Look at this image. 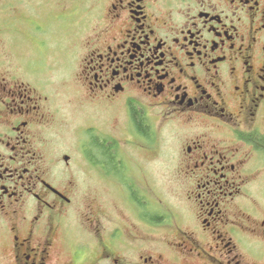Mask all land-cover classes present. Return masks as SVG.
I'll return each mask as SVG.
<instances>
[{
	"label": "flooded vegetation",
	"instance_id": "obj_1",
	"mask_svg": "<svg viewBox=\"0 0 264 264\" xmlns=\"http://www.w3.org/2000/svg\"><path fill=\"white\" fill-rule=\"evenodd\" d=\"M104 18L107 30L85 43L84 100L117 123L75 130L85 154L63 168L85 164L121 191L128 219L105 224L89 198L84 226L68 221L77 184L58 187L59 162L46 166L39 149L54 121L48 98L0 83V264H264V208L250 195L264 165V0H112ZM162 151L184 209L136 184L156 178ZM185 216L192 229L174 225L167 249L141 252Z\"/></svg>",
	"mask_w": 264,
	"mask_h": 264
},
{
	"label": "rangeland",
	"instance_id": "obj_2",
	"mask_svg": "<svg viewBox=\"0 0 264 264\" xmlns=\"http://www.w3.org/2000/svg\"><path fill=\"white\" fill-rule=\"evenodd\" d=\"M111 1L0 0V83L23 86L36 92L38 97L48 98V104H44L45 113L47 114L48 111L54 121L45 132V142H40L39 149L46 166H50L48 161L59 162L65 180L58 179V187L64 188V183L69 180L77 184V189L72 194L74 203L67 219L74 225L82 227L89 215L86 209V201L89 198L99 200L97 204L100 206L96 209L98 214L95 212L94 216L98 219V216H102L99 212L103 213L105 224L119 223L123 214L128 219V212L120 197L121 191L114 190L113 186L98 178L87 177L85 164H83L84 169L79 173H71L70 170L65 173L63 168L64 156H69L71 162L76 164L85 154L86 148L81 147L83 138L77 135L73 138L75 130L87 124H95L109 133L108 130L113 129L117 123L118 116L111 109L102 111L96 109L97 107H89L84 100L87 95L84 67L86 65L83 58L88 51L85 43L94 38L98 31L107 30L108 21L104 17L107 15ZM91 7L93 8L91 12L85 11L86 8ZM66 8L69 9L67 20L61 18ZM89 13L93 15V19L88 20L86 27L83 26L82 30H79L84 15ZM94 14L100 15L103 19L101 26V23L96 22L98 16L95 17ZM1 79L5 81L1 82ZM168 154L166 152L163 155L162 151L155 155V162L152 164L156 168L155 179L145 180L139 177L135 181L143 192L144 183L150 186L151 191H156V187H160L168 195L169 201L164 202L169 207L172 204L182 207V204H185L183 186L175 179L173 169L170 170L164 161ZM261 168L262 172L251 184L250 195L264 208V185H261L264 183V165ZM256 185H260L258 189L260 192L256 189ZM158 193L160 190L156 191L157 197ZM127 196L129 201H134L135 198L130 192H127ZM261 213L262 211L257 215ZM182 219L172 220L171 223L153 230L149 241H141V252L156 250L158 247L162 251L165 250L168 237L176 231L174 225H179L184 230L192 229L186 216ZM192 219L193 217L190 218V224L193 225L195 223ZM171 225L172 227H169Z\"/></svg>",
	"mask_w": 264,
	"mask_h": 264
},
{
	"label": "trees",
	"instance_id": "obj_3",
	"mask_svg": "<svg viewBox=\"0 0 264 264\" xmlns=\"http://www.w3.org/2000/svg\"><path fill=\"white\" fill-rule=\"evenodd\" d=\"M138 126L143 131V128H142V125H141L139 119H138ZM102 151H103V153H106V154L108 153L105 149H102Z\"/></svg>",
	"mask_w": 264,
	"mask_h": 264
}]
</instances>
